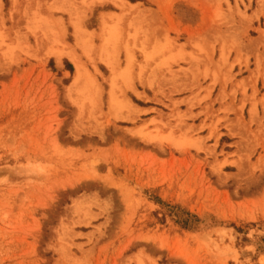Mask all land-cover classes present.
Masks as SVG:
<instances>
[{
    "label": "rangeland",
    "instance_id": "1",
    "mask_svg": "<svg viewBox=\"0 0 264 264\" xmlns=\"http://www.w3.org/2000/svg\"><path fill=\"white\" fill-rule=\"evenodd\" d=\"M0 264H264V0H0Z\"/></svg>",
    "mask_w": 264,
    "mask_h": 264
},
{
    "label": "bare ground",
    "instance_id": "2",
    "mask_svg": "<svg viewBox=\"0 0 264 264\" xmlns=\"http://www.w3.org/2000/svg\"><path fill=\"white\" fill-rule=\"evenodd\" d=\"M73 62H74V64L76 65V67L78 69V75H77V81H78L81 78V76H82L81 69H80V64H79V62L77 60H73Z\"/></svg>",
    "mask_w": 264,
    "mask_h": 264
}]
</instances>
